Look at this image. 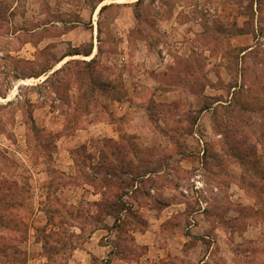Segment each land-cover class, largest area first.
I'll return each mask as SVG.
<instances>
[{"label": "rangeland", "instance_id": "rangeland-1", "mask_svg": "<svg viewBox=\"0 0 264 264\" xmlns=\"http://www.w3.org/2000/svg\"><path fill=\"white\" fill-rule=\"evenodd\" d=\"M117 198L126 260L172 202L150 264H264V0H0V264H71Z\"/></svg>", "mask_w": 264, "mask_h": 264}, {"label": "crops", "instance_id": "crops-1", "mask_svg": "<svg viewBox=\"0 0 264 264\" xmlns=\"http://www.w3.org/2000/svg\"><path fill=\"white\" fill-rule=\"evenodd\" d=\"M87 31H90L92 35L93 27L92 23L88 25ZM247 36V35H244ZM240 37V36H238ZM92 41V38H90ZM89 41V40H88ZM36 47H40V42L36 45ZM251 47H247L246 51L249 50ZM166 191L167 188H165ZM164 190V191H165ZM164 198L167 199V193L162 195ZM180 203H172L166 202L164 203L159 209L154 208H144L142 206H138L135 203V206L132 209H137L138 213L140 214L142 211L146 212L147 214L142 215L146 222V226L142 231L135 230L132 231V238L134 244L138 246H143L146 248V252L139 256L137 260H126L121 254H118L117 248L114 247L116 243L117 236L116 230L112 227L114 218L111 216H106L104 221V227L108 228H98L93 231L90 235L89 239L86 243H84L81 249H76L73 251L72 258L73 260L69 263L71 264H89V260L92 258H96L98 260L103 261L105 264H150L151 263V252L154 251V247L159 248L158 246V237H160L161 225L174 217L175 214H178V211L174 209L176 206H181ZM181 210V209H179ZM181 212V211H180ZM201 213L200 210L193 211L191 215H199ZM196 220V219H195ZM193 223V222H192ZM192 226L196 227L195 222L192 225H189L187 228H191ZM188 237V236H186ZM185 238L182 237V243L185 242ZM102 241L104 243H102ZM199 244V243H198ZM198 246L195 245L192 247L190 252L196 250ZM160 251H164L163 249ZM190 254V253H189ZM123 257V258H122Z\"/></svg>", "mask_w": 264, "mask_h": 264}, {"label": "trees", "instance_id": "trees-1", "mask_svg": "<svg viewBox=\"0 0 264 264\" xmlns=\"http://www.w3.org/2000/svg\"><path fill=\"white\" fill-rule=\"evenodd\" d=\"M103 9H104V7H102L100 9V12ZM90 54L91 53L89 51L88 53H85L84 55L85 56H90ZM73 55H80V54L78 53V51H74ZM87 68L90 69L91 67H87ZM89 69H88V71H89L88 73L89 74H87V79L85 77H82L80 79V83H82V86L83 87H85L86 89H89L90 91H92L93 90L92 87L95 86V84H96V81H95L96 79H95V76L93 74V71H91ZM55 73L56 72H53V74H55ZM100 87H101L102 92H105V91L108 92L109 91L108 93H110V92H112L114 90L113 89V86L109 82L102 83L100 85ZM100 87H98V89ZM80 100L81 99H78V103L80 102ZM108 172L109 173H112V174H115L114 169L112 171L108 170ZM95 206L96 207H100L101 208L100 210L102 211V213L105 216H111L112 218H114V222H113L112 227L115 228V229L116 228L119 229V227H120L119 224L121 222V219H120L121 212L122 213L123 212H128V213L129 212H132L131 209H130V207H128L126 204H123L120 201V198L119 199L117 198V200H114V201H106V202H102L101 204H95ZM134 215L132 214V216H134ZM48 220H51V217H48ZM100 226L101 227H95V228H93L91 231L93 232V230L96 229V228H102V227L103 228H108V227H104V225H100ZM114 247L117 248L116 243L114 244ZM2 249H3L2 251L0 250V254H2V256L6 257L5 260H7L8 257H7V255H6L5 251H4L5 248H2Z\"/></svg>", "mask_w": 264, "mask_h": 264}, {"label": "built area", "instance_id": "built-area-1", "mask_svg": "<svg viewBox=\"0 0 264 264\" xmlns=\"http://www.w3.org/2000/svg\"><path fill=\"white\" fill-rule=\"evenodd\" d=\"M191 183L193 185L194 189H199L201 187V182L198 180V177H195L194 179H191Z\"/></svg>", "mask_w": 264, "mask_h": 264}]
</instances>
